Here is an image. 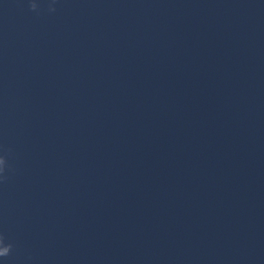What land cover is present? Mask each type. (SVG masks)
<instances>
[{
  "label": "clouds",
  "instance_id": "1",
  "mask_svg": "<svg viewBox=\"0 0 264 264\" xmlns=\"http://www.w3.org/2000/svg\"><path fill=\"white\" fill-rule=\"evenodd\" d=\"M31 8L35 10L37 8V5L33 3L31 5ZM54 11V9H50ZM7 165V160L0 156V173H3L5 171V167ZM12 250V245L11 244H4L3 237H0V257H7Z\"/></svg>",
  "mask_w": 264,
  "mask_h": 264
}]
</instances>
